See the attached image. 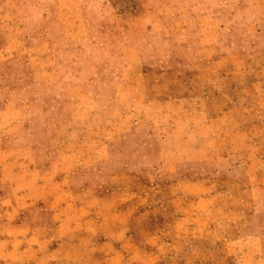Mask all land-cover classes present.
Masks as SVG:
<instances>
[{
	"label": "rangeland",
	"instance_id": "rangeland-1",
	"mask_svg": "<svg viewBox=\"0 0 264 264\" xmlns=\"http://www.w3.org/2000/svg\"><path fill=\"white\" fill-rule=\"evenodd\" d=\"M0 264H264V0H0Z\"/></svg>",
	"mask_w": 264,
	"mask_h": 264
}]
</instances>
